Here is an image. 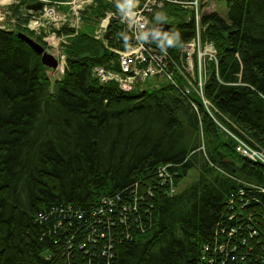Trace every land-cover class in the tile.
<instances>
[{
	"label": "trees",
	"instance_id": "trees-1",
	"mask_svg": "<svg viewBox=\"0 0 264 264\" xmlns=\"http://www.w3.org/2000/svg\"><path fill=\"white\" fill-rule=\"evenodd\" d=\"M96 1L86 12L94 23L112 5ZM223 3L224 16L202 18L201 38L216 52L205 66L208 109L195 92L185 98L169 83L129 92L99 83L92 70L113 54L88 33L67 46L63 77L51 85L40 55L18 32L0 29V264H45L51 242L39 241V213L68 204L87 209L118 193L127 205L141 199L127 225L116 214L113 226L104 220L100 227L113 244L111 264H196L228 215L230 194L264 190V165L236 152L227 134L264 149V0ZM185 17L170 5L150 16L170 25L155 44L173 56L195 36ZM108 31L112 45L120 30L110 24ZM163 165L177 171L173 195L157 177ZM188 172L195 178L179 189ZM249 193L264 203V193Z\"/></svg>",
	"mask_w": 264,
	"mask_h": 264
},
{
	"label": "built area",
	"instance_id": "built-area-1",
	"mask_svg": "<svg viewBox=\"0 0 264 264\" xmlns=\"http://www.w3.org/2000/svg\"><path fill=\"white\" fill-rule=\"evenodd\" d=\"M40 1L43 8L38 18L31 16L29 23L38 26L77 27L83 18H89L86 12L96 9V0H25ZM105 4H112L104 10V19L99 29L95 31V38L102 39L110 24L118 28L119 37L114 40L121 42L125 37L124 47L108 48L114 57L107 66H97L93 69L94 77L101 83L113 82L126 91L132 90L139 81L149 78H162L173 85L181 95L188 98L193 91L203 96L202 88L206 79L205 63L215 60V49L212 44L203 42L201 31L204 30L202 18L210 14H219L221 0H102ZM164 5L178 7L186 14V21H192L195 29L194 38L183 44L176 56L167 49L157 46L149 39L151 31L150 16L155 10ZM66 6L64 12L62 7ZM30 14L35 13L28 11ZM92 18V17H91ZM49 36V35H48ZM47 37L46 43L54 47L50 53L59 56V45L66 36ZM55 41V44L53 43ZM121 44H123L121 42ZM58 70L63 72L64 56L60 55ZM185 83H179V75L184 77ZM208 109L210 104L203 99ZM196 110V106H194ZM236 141V151L253 162L264 165V149L252 147L233 136ZM177 171L171 165H163L157 169V177L161 185H167L168 194L176 192L174 178ZM248 188V189H246ZM240 188L230 194L226 201L227 216L225 221L217 223L211 238L201 246L196 264H252V258L264 254V203L250 191L264 193L263 189L254 186ZM150 192L151 190H147ZM140 197L133 198L127 205L121 193L101 199L96 206L87 209L76 208L73 205L51 207L38 214L35 221L43 226L41 239L49 240V250L43 251L45 264H93L101 258H107L106 264H111L113 244L107 232H103L102 225H114L113 216L117 214L121 226L127 225L129 215L138 212ZM55 221V222H54ZM141 227H137L139 229ZM130 238V237H129ZM44 240V241H45ZM89 249H97L101 258L89 253ZM77 253L86 260L77 258ZM77 256V257H76ZM75 257L77 259L74 262ZM264 264V256H262ZM257 259L253 260L256 264Z\"/></svg>",
	"mask_w": 264,
	"mask_h": 264
},
{
	"label": "rangeland",
	"instance_id": "rangeland-1",
	"mask_svg": "<svg viewBox=\"0 0 264 264\" xmlns=\"http://www.w3.org/2000/svg\"><path fill=\"white\" fill-rule=\"evenodd\" d=\"M59 1H64V0H59ZM25 4H26L25 0H9V2L7 4L1 6L4 8L5 14L1 13V11H0V29H2L4 31H12L15 33L21 32V33L29 36V37L33 38L38 44H40L44 48V51H46V52L50 53L51 50H54V47L49 46L46 43L47 37H49V36L52 37V33H56L57 36H66L59 45L60 55H64V52L66 51L67 46H69V44H71L73 41H75L74 39H76L79 34H82V33L85 34L86 32H92V30H89L88 28L80 29V30L76 31L75 29L69 28L66 26H58L59 30H56V28L54 26H47V25L35 27L31 23H29V20L31 19L32 15L35 16L36 18H38L39 15L37 13L30 14L28 11H26L24 9ZM63 9H64V12L67 11L66 6H64ZM225 11H226V6L224 3H222L221 9H220V12H221L220 16H224ZM101 17H102V19L104 18L101 15L95 19L96 23L101 20ZM63 29L71 30V32H68V34L61 33L63 31ZM58 32L61 34H58ZM57 36L56 37L54 36V37L57 38ZM94 40L99 41L104 46V48H106L107 50H108V48H113V47L118 48V42L117 41L112 42V45H110L107 42V45L105 46L103 44V42H101L99 39L95 38ZM213 48H214V46H213ZM60 55L58 57L55 56V58L57 60H60ZM207 62L208 61H206L205 66H206ZM46 75L49 78L51 85H53V82H55L56 80H60L63 77V75H61V74H55V75L51 76V75H49L48 70H46ZM182 75L184 77L179 75V77H180L179 81H181V83L183 82L182 84L185 83L186 85H188L186 80H185L186 74L183 72ZM207 75H208V73L206 74V77H207ZM148 80L149 81H147V82H146V80H144V82L142 81V83H144V84H140L141 81L138 82L139 84H137V88L139 89V91H142V90L150 91V90H154V89H159L158 86H160L164 82L162 78H151ZM165 82H166V80H165ZM199 97L201 98L202 102H203V99L206 100L204 98V96H202V97L199 96ZM227 134L230 137H232V135H230L229 133H227ZM195 176H196V173L188 172L187 176L183 179V182L180 184L179 189H182L187 184H190L193 181V179L195 178Z\"/></svg>",
	"mask_w": 264,
	"mask_h": 264
},
{
	"label": "water",
	"instance_id": "water-1",
	"mask_svg": "<svg viewBox=\"0 0 264 264\" xmlns=\"http://www.w3.org/2000/svg\"><path fill=\"white\" fill-rule=\"evenodd\" d=\"M26 8L34 11H40L42 8V3L36 2L34 4H28L26 5ZM0 11L4 12L3 8L0 7ZM169 28H170L169 24H162V23L153 24L152 25L153 33H150L149 39L152 41L158 40L160 33L166 31ZM17 37L23 42H25L35 53L40 55L41 64L46 69H49L50 73L53 74L57 66L56 59L52 55L44 51V48L40 44H38L33 38L21 32L17 33Z\"/></svg>",
	"mask_w": 264,
	"mask_h": 264
},
{
	"label": "bare ground",
	"instance_id": "bare-ground-1",
	"mask_svg": "<svg viewBox=\"0 0 264 264\" xmlns=\"http://www.w3.org/2000/svg\"><path fill=\"white\" fill-rule=\"evenodd\" d=\"M8 2H9V0H0V7L3 6V5H5V4H7ZM54 43H55V41H54ZM39 241H42L43 242L42 239H39Z\"/></svg>",
	"mask_w": 264,
	"mask_h": 264
},
{
	"label": "crops",
	"instance_id": "crops-1",
	"mask_svg": "<svg viewBox=\"0 0 264 264\" xmlns=\"http://www.w3.org/2000/svg\"><path fill=\"white\" fill-rule=\"evenodd\" d=\"M85 28H88L89 30H92V32H93V29H94V27L93 26H86ZM92 32H88L89 34H92Z\"/></svg>",
	"mask_w": 264,
	"mask_h": 264
}]
</instances>
